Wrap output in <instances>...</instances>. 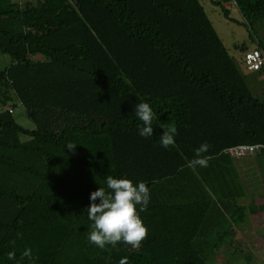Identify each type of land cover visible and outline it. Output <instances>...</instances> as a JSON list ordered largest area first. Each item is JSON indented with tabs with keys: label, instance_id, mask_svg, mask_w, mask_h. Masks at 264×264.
Here are the masks:
<instances>
[{
	"label": "trees",
	"instance_id": "trees-1",
	"mask_svg": "<svg viewBox=\"0 0 264 264\" xmlns=\"http://www.w3.org/2000/svg\"><path fill=\"white\" fill-rule=\"evenodd\" d=\"M211 1L227 19L234 1L264 52V0ZM0 53L10 56L0 71V264H28L27 248L36 264H215L222 246L232 253L234 228L264 211L242 202L248 191L225 152L263 145L254 156L264 176V98L200 0H0ZM146 100L157 116L148 139L134 111ZM19 104L35 128L17 121ZM170 127L176 142L164 149ZM203 143L208 166L194 170ZM109 175L150 189L139 248L88 240L90 194Z\"/></svg>",
	"mask_w": 264,
	"mask_h": 264
},
{
	"label": "clouds",
	"instance_id": "clouds-1",
	"mask_svg": "<svg viewBox=\"0 0 264 264\" xmlns=\"http://www.w3.org/2000/svg\"><path fill=\"white\" fill-rule=\"evenodd\" d=\"M135 116L141 122L137 125L138 135L148 139L154 135V121L156 113L150 101H142L135 106ZM177 129L170 127L164 129L159 136V144L164 149L175 145ZM69 149L75 146L68 145ZM208 143L201 144L195 150V157L188 162L192 169L208 166V157L204 154L209 151ZM151 201L150 189L146 182L134 181L127 175L112 176L106 178V187H99L90 194V207L87 210L88 219L92 222V230L88 235L90 243L100 249L111 245L116 247L118 243H124L134 248H139L141 242L148 236V228L140 213L148 210ZM14 243V242H13ZM9 261H16V252L7 254ZM21 260H27L28 264H36L33 250L27 248L21 255ZM120 264H129L127 258Z\"/></svg>",
	"mask_w": 264,
	"mask_h": 264
},
{
	"label": "rangeland",
	"instance_id": "rangeland-1",
	"mask_svg": "<svg viewBox=\"0 0 264 264\" xmlns=\"http://www.w3.org/2000/svg\"><path fill=\"white\" fill-rule=\"evenodd\" d=\"M22 6L28 4H36L38 0H15ZM204 5L205 10L212 20L221 39L227 46L230 54L235 58L240 71L246 77L252 92L259 98H264V77L255 71H249L245 67L244 53L240 50V45L245 44L249 49L257 46V43L250 38L253 32L249 23L242 16L234 1L225 3V6L230 10L231 19H227L221 8L215 5L211 0H200ZM258 31L261 36H264V25L258 24ZM38 58L40 56H37ZM41 58V57H40ZM10 64V56L0 53V71ZM10 104V103H9ZM2 105L0 103V110ZM5 108H14L13 105H7ZM14 116L17 121L26 128H35V122L28 116L23 105L19 104L14 108ZM27 136H22V139H27ZM250 163L252 174H256L263 168L261 167L263 161L262 156H245ZM243 157V158H245ZM243 158L236 159L241 162ZM250 181H247V183ZM258 182V181H257ZM261 182V181H259ZM249 184V183H248ZM256 184V183H254ZM249 194L254 188L252 185L247 187ZM258 191L262 192L260 196L250 197L248 195L243 198L242 202L249 206L250 204L264 203V184L258 186ZM233 242L230 246L232 253H228L227 245L222 246L217 251L214 263L215 264H264V211L258 215L249 216V223L246 222L240 227H235Z\"/></svg>",
	"mask_w": 264,
	"mask_h": 264
},
{
	"label": "built area",
	"instance_id": "built-area-1",
	"mask_svg": "<svg viewBox=\"0 0 264 264\" xmlns=\"http://www.w3.org/2000/svg\"><path fill=\"white\" fill-rule=\"evenodd\" d=\"M245 66L249 71L261 72L264 69V52L259 48H253L244 53ZM264 77V72L262 74ZM263 145L261 144H239L229 147L225 150L235 159L245 156H254L260 152Z\"/></svg>",
	"mask_w": 264,
	"mask_h": 264
},
{
	"label": "crops",
	"instance_id": "crops-1",
	"mask_svg": "<svg viewBox=\"0 0 264 264\" xmlns=\"http://www.w3.org/2000/svg\"><path fill=\"white\" fill-rule=\"evenodd\" d=\"M255 158H256V156H255ZM241 160H242L241 162H237L238 160H235V164L238 168V171L241 175L242 180L244 181V185L248 191V195H250V197H253V194H255V196L261 197L262 192H259L257 187L261 186V183L264 184V182H263L264 181L263 170L262 171L260 170L255 176V174L254 175L252 174V170L249 167L250 163H249L248 158L245 157ZM247 181H250V182H248L249 184L247 183ZM259 181H261V182H259ZM254 183H256V184H254ZM250 185H252L254 188L252 189L253 192H251L249 194V190L247 187ZM255 204H258V203H255Z\"/></svg>",
	"mask_w": 264,
	"mask_h": 264
}]
</instances>
